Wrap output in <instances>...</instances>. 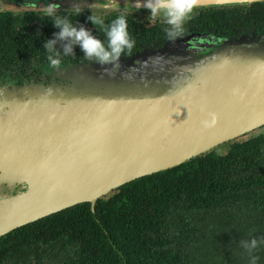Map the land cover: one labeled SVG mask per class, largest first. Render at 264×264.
Returning <instances> with one entry per match:
<instances>
[{"label":"water","instance_id":"1","mask_svg":"<svg viewBox=\"0 0 264 264\" xmlns=\"http://www.w3.org/2000/svg\"><path fill=\"white\" fill-rule=\"evenodd\" d=\"M46 2L10 5L63 8ZM139 2L114 4L147 9ZM254 3L264 0H200L194 9ZM198 42L70 66L59 77L67 85L0 86V237L77 204L92 207L132 180L264 126V34L224 41L206 55ZM209 113L219 119L205 130Z\"/></svg>","mask_w":264,"mask_h":264},{"label":"trees","instance_id":"2","mask_svg":"<svg viewBox=\"0 0 264 264\" xmlns=\"http://www.w3.org/2000/svg\"><path fill=\"white\" fill-rule=\"evenodd\" d=\"M12 3L24 2L0 0V79L9 76L16 85H36L40 67L50 65L44 44L60 29L47 15L49 10ZM90 15L67 14L77 27L83 25L107 45L105 27L121 14H100L105 27H95ZM123 15L135 44L121 58L159 49L193 33L231 41L264 34V3L194 9L173 36L168 35L163 16ZM55 47L62 51V42ZM73 51L61 53V66L97 63L79 45ZM222 145V154L213 148L176 167L132 180L92 207L77 204L1 236L0 264H240L241 251L247 253L243 264H250L251 255L259 257L257 264H264V245L250 255L240 244L253 236L264 238V133ZM230 208L235 209L234 232L226 236L234 233L235 258L224 259L223 250L200 254L198 246L212 238L204 217ZM211 240L222 244L219 238Z\"/></svg>","mask_w":264,"mask_h":264},{"label":"clouds","instance_id":"3","mask_svg":"<svg viewBox=\"0 0 264 264\" xmlns=\"http://www.w3.org/2000/svg\"><path fill=\"white\" fill-rule=\"evenodd\" d=\"M216 2L218 4H249L252 0H216ZM199 3L200 0H146V3L142 4L140 0L138 7L149 9L152 19H155L158 14H162L169 26L168 35L173 36L179 34L183 24L190 18V14ZM48 8L47 15L51 17L55 27L60 29L58 33L54 34L56 37L54 40H47L44 44V48L49 53L47 59L53 69H59L61 53L64 55L74 54V45H79L86 57L95 58L96 62L102 66L118 62L125 49L130 51L134 47L135 40L130 37L127 18L123 14L117 16L111 25L106 27L101 16L90 15L88 17L95 27H105V36L107 37V45H105L83 25L77 27L67 15H56L52 4H49ZM57 42H62V51L55 47ZM209 115L210 119L201 121L202 128L205 130L213 128L219 119L216 113H209ZM240 244L251 255L260 245H264V238L258 240L253 236L249 240H241ZM258 259V256L251 255L250 264H257Z\"/></svg>","mask_w":264,"mask_h":264},{"label":"flooded vegetation","instance_id":"4","mask_svg":"<svg viewBox=\"0 0 264 264\" xmlns=\"http://www.w3.org/2000/svg\"><path fill=\"white\" fill-rule=\"evenodd\" d=\"M14 1H20L24 3H39L41 5V8H45L47 6V2L51 3H60L63 8L59 10V13H62L64 15L67 14H93V15H100V14H134V15H142L145 13H150L149 9H126V8H118L115 6L114 3H126V2H132L134 0H14ZM9 2V1H7ZM12 2V1H10ZM6 3V2H4ZM2 3V4H4ZM199 9V8H198ZM160 16H163L162 14H158ZM188 39L193 41V44L198 45V41H201L204 43L206 42V45L202 47L205 51L203 52L204 55L217 50L221 47L222 43L224 41H231L228 40L224 37L218 36V35H213V34H190L187 36ZM232 42V41H231ZM207 48V49H206ZM157 48H150L151 51L155 50ZM203 54H196L195 56H201ZM130 56V55H125ZM43 66H50V65H42ZM68 66V65H67ZM40 67V69H41ZM66 66H59V69H54L53 75L52 76H46L43 75L40 71L41 79L39 80V84L43 86H47L50 84H67V81L60 79L61 77V72L60 71H65ZM62 72V73H63ZM13 84V83H12ZM16 85V84H13ZM10 86V85H9ZM263 127V126H262ZM259 135V134H257ZM243 137V136H242ZM240 138V137H239ZM238 139V138H236ZM5 186V185H4ZM20 189V185H16L15 188L13 189L12 194L17 193V191ZM247 253H244L241 251L240 254V264H243V261L247 260L246 257ZM250 259V258H249Z\"/></svg>","mask_w":264,"mask_h":264},{"label":"rangeland","instance_id":"5","mask_svg":"<svg viewBox=\"0 0 264 264\" xmlns=\"http://www.w3.org/2000/svg\"><path fill=\"white\" fill-rule=\"evenodd\" d=\"M254 37V36H250L249 38ZM54 69L51 68L50 66H43L40 69V72L43 75L46 76H52L53 75V71ZM52 74V75H51ZM16 83V81H12V79L9 76H5L3 78L0 79V86H17V85H13ZM41 85V84H40ZM44 87V86H43ZM264 133V126L257 128L249 133H247L246 135H244L243 137L238 138V140H244V139H248L250 137H254L257 134H263ZM214 150L216 151V153L218 154H222L224 153V146L220 145L214 148ZM235 215V209L234 208H230L228 210V212L225 213H216L213 214L209 217H204L205 219L203 220V223L206 227H211L212 232L209 233V236L212 237L213 239L219 238L221 239V243L222 244H217L215 245L214 243H211V239H209L208 243L205 242L204 244L198 246V250L200 252V254L205 255L210 253V251L215 250V251H221L223 250L224 252V259L225 257L228 258V261H230V259L235 258V250H236V240H235V236L234 233L231 234V236H226V234L230 233V231L234 232V227L232 226V217H234ZM221 237V238H220ZM210 244H212L213 246H210ZM193 252L194 247L192 248ZM210 257L207 258V260ZM201 264H210V263H201Z\"/></svg>","mask_w":264,"mask_h":264}]
</instances>
